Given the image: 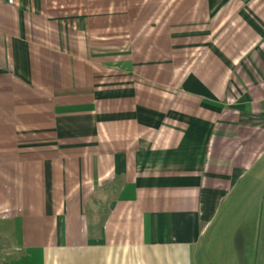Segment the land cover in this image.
I'll return each instance as SVG.
<instances>
[{
  "label": "crops",
  "instance_id": "obj_1",
  "mask_svg": "<svg viewBox=\"0 0 264 264\" xmlns=\"http://www.w3.org/2000/svg\"><path fill=\"white\" fill-rule=\"evenodd\" d=\"M260 163L264 0H0V264H264Z\"/></svg>",
  "mask_w": 264,
  "mask_h": 264
},
{
  "label": "rangeland",
  "instance_id": "obj_2",
  "mask_svg": "<svg viewBox=\"0 0 264 264\" xmlns=\"http://www.w3.org/2000/svg\"><path fill=\"white\" fill-rule=\"evenodd\" d=\"M256 169H264L263 165L261 166V163L259 165H257L255 167ZM255 171V170H254ZM262 198V200H261ZM261 198L259 200V202L257 203V206L256 207H252V209L250 210L249 208H239L237 207V210L235 211V209H233L235 212H233L234 214L235 213H252L253 215H255V222H254V226H255V229H254V233H255V240H254V247H257L258 246V243H259V235H260V231H261V234L264 233V190L261 192ZM225 213V212H224ZM227 213V212H226ZM261 221H262V224H261ZM261 226V228H260ZM260 244H261V247H263L264 245V241L263 240H260Z\"/></svg>",
  "mask_w": 264,
  "mask_h": 264
}]
</instances>
